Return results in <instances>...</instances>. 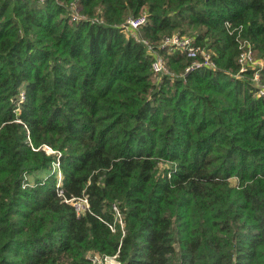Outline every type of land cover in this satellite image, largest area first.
<instances>
[{
	"label": "trees",
	"instance_id": "1",
	"mask_svg": "<svg viewBox=\"0 0 264 264\" xmlns=\"http://www.w3.org/2000/svg\"><path fill=\"white\" fill-rule=\"evenodd\" d=\"M256 73L264 0H0V264H264Z\"/></svg>",
	"mask_w": 264,
	"mask_h": 264
},
{
	"label": "built area",
	"instance_id": "2",
	"mask_svg": "<svg viewBox=\"0 0 264 264\" xmlns=\"http://www.w3.org/2000/svg\"><path fill=\"white\" fill-rule=\"evenodd\" d=\"M145 23L146 18L141 17L138 19L128 20L125 26L135 31ZM145 44L150 50H152V46L148 42H145ZM162 47L168 48L170 51H180L193 60L192 64L186 69V72H189L194 69H200L203 67H215V63L213 62L211 55L209 53H205L203 49L196 47L194 44L193 37L174 34L163 39ZM239 63L241 65L240 72L246 71L248 67L254 66L257 63V60L254 56V51L250 46L245 49L240 55ZM152 68L156 75L170 74L169 70L166 67V62L164 58L162 57V55L158 54L157 51H154V61L152 64ZM254 81L257 85L256 95L264 98V85L260 83L259 73L255 74ZM74 204L76 205V208L79 213L86 210V208L89 206L86 198L81 199L80 201L75 202ZM109 259L110 261H108ZM95 260L98 264H119L116 261L115 256L105 257L103 260L96 257Z\"/></svg>",
	"mask_w": 264,
	"mask_h": 264
},
{
	"label": "rangeland",
	"instance_id": "3",
	"mask_svg": "<svg viewBox=\"0 0 264 264\" xmlns=\"http://www.w3.org/2000/svg\"><path fill=\"white\" fill-rule=\"evenodd\" d=\"M257 63H258V61H257ZM243 72H240L238 75H236V76H240V75H243L242 74ZM240 77H242V76H240ZM260 84V83H259ZM57 165V164H56ZM108 261H110V259L108 260Z\"/></svg>",
	"mask_w": 264,
	"mask_h": 264
}]
</instances>
